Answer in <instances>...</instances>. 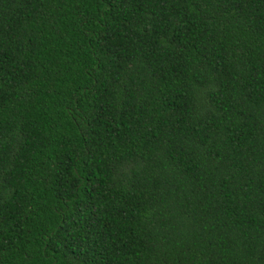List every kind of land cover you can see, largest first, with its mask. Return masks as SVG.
I'll list each match as a JSON object with an SVG mask.
<instances>
[{"label": "trees", "instance_id": "obj_1", "mask_svg": "<svg viewBox=\"0 0 264 264\" xmlns=\"http://www.w3.org/2000/svg\"><path fill=\"white\" fill-rule=\"evenodd\" d=\"M0 264H264V0H0Z\"/></svg>", "mask_w": 264, "mask_h": 264}]
</instances>
